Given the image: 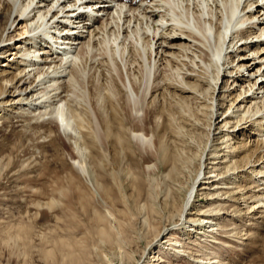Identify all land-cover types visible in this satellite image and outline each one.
Returning a JSON list of instances; mask_svg holds the SVG:
<instances>
[{
  "label": "bare ground",
  "instance_id": "1",
  "mask_svg": "<svg viewBox=\"0 0 264 264\" xmlns=\"http://www.w3.org/2000/svg\"><path fill=\"white\" fill-rule=\"evenodd\" d=\"M104 41L109 44L105 49L108 60L99 62L93 52ZM134 54L140 59L136 69L131 67L137 64L132 62ZM226 57L231 60L226 62ZM187 58L190 66L183 62ZM180 61L179 68L188 65L191 69L180 70L176 83L162 84L159 66L165 68ZM197 66L206 72L213 69L215 74L210 79L196 76ZM226 80H230L228 85ZM243 83L247 88L242 89ZM164 90L177 96L180 103L185 101L186 93L202 90L200 95L204 97L212 90V141L197 159L195 176L183 199L182 187L159 197L150 179L137 174L132 177L130 201H143L141 207L147 209L143 220L146 235L142 236L145 246L141 251L137 249L141 237L135 238V250L122 246L113 259L118 264H139L137 256L142 261L150 254L151 259L146 261L149 264H167V256L165 261L152 251L162 248L164 255H175L181 248L176 244L181 242L167 236L180 226L190 228L188 233L199 229L205 237L212 233L216 226L212 223L213 212L223 209L213 204L219 196L227 199L231 191L243 190L237 178L249 174V178L264 185V0H0V113H27L33 119L54 123L77 158L73 164L89 183L90 165L84 161L87 154L79 142L82 115L92 120L97 140L113 135L112 159L121 155L114 148L128 147L133 141L138 150L153 157L146 161L143 174L148 177L155 170L169 168L167 176L171 182L175 180L179 154L170 153L161 141L153 143L145 125L158 94ZM225 102L229 103L227 108L218 114ZM105 106L110 109L109 115L103 112ZM99 119L105 123L104 133ZM113 119L118 122L114 132L110 124ZM153 119L156 123L154 114ZM121 120L130 124L128 135L123 132ZM250 135L260 138L255 146L238 145L240 137L247 139ZM224 184L234 187H222ZM198 196L210 197L208 209L195 205ZM260 196L254 195V203L248 208H255L264 199ZM243 200L248 203L245 197ZM95 219L99 224L105 218L97 215ZM166 223L170 226L162 228ZM192 223H199V227ZM95 230L102 244L119 245L124 225L115 234L110 227ZM162 239V247H158ZM55 243L56 248L66 249L64 264L113 261L91 259L86 240L60 239ZM46 255L52 257L53 253Z\"/></svg>",
  "mask_w": 264,
  "mask_h": 264
},
{
  "label": "rangeland",
  "instance_id": "2",
  "mask_svg": "<svg viewBox=\"0 0 264 264\" xmlns=\"http://www.w3.org/2000/svg\"><path fill=\"white\" fill-rule=\"evenodd\" d=\"M105 44L108 46L105 47ZM107 47L109 44L105 41L96 47L98 50L93 52L96 61L97 59L99 62L108 60L105 54ZM134 57L132 62L137 61L138 64L140 59L136 55ZM187 60L188 58L183 62L187 63ZM224 60L229 62L231 59L226 57ZM177 63L175 64L178 65ZM135 64L136 62L131 65L134 69L140 65V63L136 66ZM175 64L172 66L168 64L165 68L158 65L159 78L164 80L161 81L162 84L176 83L179 78L178 73L182 72L180 70L191 69L189 68L190 63H187L189 66L186 65L189 69L185 65L181 66L184 68H179L182 64L178 65V69ZM195 68L198 71L196 76L200 74L202 78L210 79L215 74L213 69L212 71L208 69L206 72L204 67L199 69L197 66L194 70ZM222 81L225 83V79ZM226 82L228 85L230 80ZM170 83L168 84L171 85ZM242 86V89L247 88L246 83ZM201 91L196 94L186 93L187 95L183 96L186 102L180 103L177 96L164 90L162 94H158V101L151 111L157 117L158 127H155L153 114L150 115L152 118L149 117L150 119L148 118L145 122L148 127L147 134L152 135L153 143L161 141L170 153L176 154L175 151L179 154L176 155L178 158L176 167L179 171H176V178L172 182L167 176L169 168L155 170L156 172L148 177L143 174L146 161H152L153 157L149 156V152L144 154L138 150L133 141L126 143L128 147H125L126 145L124 147L127 149L114 148L121 155L117 160L112 159L115 145L113 135H104V138L101 136L97 140L92 131V120L82 113L83 131H81L79 142L82 143L85 154H87L85 157L87 160L84 161L90 165L91 183H89L80 169L73 164L77 158L72 153L70 144L58 132L54 123L33 119L27 113L12 111L6 114V112H1L0 117L2 114L3 116L0 119V264H64L62 261L66 249L56 248L55 243L60 239L86 240L90 257L95 261L99 258L108 262L113 260L115 253L122 250V246L126 250H135V238H142L143 234L146 235L147 227L143 226V220L147 209L141 207L143 201L138 204L132 202V183H134L131 181L132 177L137 174L143 179H150L155 188L154 192L159 194V197L173 188L182 187L180 198H184L195 176L197 159L202 150L212 141L211 113L214 111L211 108L213 101L210 99L212 90L209 93L207 91L204 97L200 95ZM231 95L233 97L234 92ZM224 104L223 111L219 110L218 114L224 112L229 103ZM109 110V107L105 106L104 114L109 115ZM235 119L233 118L234 121ZM121 121H123V132H128L127 128L130 124L124 120ZM99 122H101L99 125L104 133L105 123L101 119ZM117 123V119L110 122L112 132L115 131ZM128 134L129 132L126 133ZM240 138L242 140L238 143L239 146L245 143L255 146L260 139L255 135L253 137L250 135L247 139ZM220 167L222 166L217 168L220 169ZM248 176L249 174L246 175V179H236L237 185L241 186L240 190L243 189L241 191H245L244 193L231 191L233 194L230 197L223 199L224 195L219 196L223 200L218 198L213 204V207L218 205L223 209L213 212L212 223L216 226L213 227L212 233L205 237L199 234L201 232L199 229L188 233L190 228L180 226L167 236L169 239L181 242L176 244L181 248L175 255L171 252L164 255L162 248H156L152 253L163 256V260L167 256L169 261L167 264H264V199L261 198V202L255 208H248L254 203L255 199L252 198L254 195L264 196V185ZM262 179L264 180V177ZM222 187L234 186L224 184ZM241 193L245 194L247 204ZM208 199L210 197L198 196L195 205L206 210L209 208ZM153 206L157 208L155 203ZM97 215L105 218L99 224L95 222ZM121 224L124 225V231L119 237L121 243L119 245L117 243L102 244L95 228L108 229L110 227L112 234H115L118 233ZM192 224L199 227V223ZM169 226L170 224L166 223L162 225V228L166 229ZM165 239L159 242L161 246L158 247H162ZM139 242L137 249L141 251L145 246V240L142 238ZM53 247L56 250H52ZM50 252L53 253L52 257L46 255ZM150 256L152 254L144 259L145 262L140 261L139 256L136 259L139 260V264H149L146 261L151 259ZM111 264H118V261L113 260Z\"/></svg>",
  "mask_w": 264,
  "mask_h": 264
}]
</instances>
